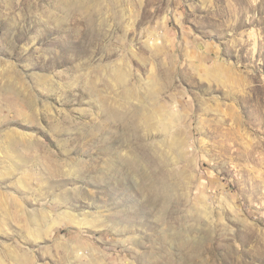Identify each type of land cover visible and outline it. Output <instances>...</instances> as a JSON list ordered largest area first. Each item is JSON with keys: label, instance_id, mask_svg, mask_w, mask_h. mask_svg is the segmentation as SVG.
<instances>
[{"label": "rangeland", "instance_id": "rangeland-1", "mask_svg": "<svg viewBox=\"0 0 264 264\" xmlns=\"http://www.w3.org/2000/svg\"><path fill=\"white\" fill-rule=\"evenodd\" d=\"M0 264H264V0H0Z\"/></svg>", "mask_w": 264, "mask_h": 264}]
</instances>
